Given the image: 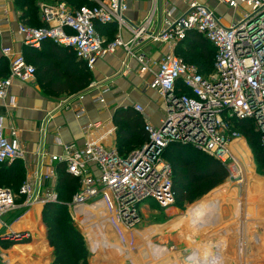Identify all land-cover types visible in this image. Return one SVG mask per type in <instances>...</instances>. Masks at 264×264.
<instances>
[{
    "label": "built area",
    "instance_id": "2783aa9c",
    "mask_svg": "<svg viewBox=\"0 0 264 264\" xmlns=\"http://www.w3.org/2000/svg\"><path fill=\"white\" fill-rule=\"evenodd\" d=\"M94 1L93 6L79 8H71L65 3L41 2L39 8L46 25L20 22L17 31L24 45L38 49L44 41L51 40L71 48L91 71L100 59L124 49L130 57L136 58L140 71L152 77L149 86L163 100L165 117L158 126L145 124L148 140L126 157L93 139L95 123L83 127L89 137L83 144L64 143L58 137L63 154L52 155L53 165L49 170L39 173V177L37 171L26 176L18 193L0 187V218L37 203L45 206L49 202H59L58 174L54 166L58 162L79 179V190L68 203L75 222L80 218L83 224L82 208L92 206L115 212V217L110 218L114 227L119 224L124 229H132L141 220L140 205L144 201L154 200L165 208L176 203L172 167L164 157L170 144H188L210 154L227 166L230 179L240 176L239 163L230 146L236 140L244 139L241 132L233 130L232 121H253L264 145V0H218L238 13L228 25L223 23L216 9L200 0H182L186 8L180 15H176L179 8L175 4H168L163 29L148 33L143 25L133 31L129 41L121 34L129 27L126 19L128 1ZM150 22L151 18H148L146 23ZM113 23L118 28L117 35L106 43L96 24ZM188 31L200 32L216 47L214 68L207 75L173 52ZM139 38L149 39L153 44L166 43L171 52L158 61L144 52H134L132 42L137 43ZM0 56L6 57L10 66L9 75L0 79L2 101L8 96L14 80L31 82L36 67L22 53H16L11 45L4 43L1 23ZM180 84L188 92H181ZM93 89L97 90L92 95L93 101L105 103L104 95L110 90L109 86L93 82L88 91L59 104L62 108L73 109L75 115L81 117L85 113L83 101ZM135 110L144 111L140 104H135ZM44 124L41 132L45 136L48 128L47 122ZM44 155L40 151V156ZM27 156L28 151L16 132L6 134L5 117L0 115V163L24 162ZM229 208L227 204L222 205L223 215L230 214ZM224 250L226 258L237 264L240 259L238 239H228Z\"/></svg>",
    "mask_w": 264,
    "mask_h": 264
},
{
    "label": "crops",
    "instance_id": "0c3cea01",
    "mask_svg": "<svg viewBox=\"0 0 264 264\" xmlns=\"http://www.w3.org/2000/svg\"><path fill=\"white\" fill-rule=\"evenodd\" d=\"M5 1L6 3L1 7L2 10L0 12V23L3 29L4 43L11 45L16 53H22L28 59L29 63L33 64L37 69V75H35V78L29 83H21L18 80H14L8 96L0 101V115L5 117L6 134L10 135L16 132L22 145L28 151L27 160L23 162L26 169V176L34 175L37 171L39 177V173L41 174V172L49 170L53 165L51 160L52 155L63 154V148L57 142L58 137L64 143L76 142L78 144H83L86 142L89 137L84 132L83 127L88 123H95L97 125L96 130L93 131V139H98L100 142L104 143L105 146L115 149L119 153L116 147L117 127L113 119L114 113L118 108L129 106L135 108V104H140L144 109L141 115H143L145 124L150 123L158 126L162 123L166 114L165 105L159 93L149 86L152 77L149 74H143L140 71L139 63L136 58L130 57L126 51L121 48L115 53L108 54L100 59L95 69L92 70L93 80L91 83L100 82L108 85L110 88L104 95L105 103L102 104L93 101L92 95L97 91L93 89L83 101L85 113L81 117H77L73 109L62 108L59 104L60 102L62 103L67 98L75 99L77 94L88 91L90 85L87 89L74 94L64 87L63 75L57 76V72L65 68L66 65H57V61L66 62L70 59L67 55H49L45 48H43V55L32 54V47L29 48L24 45L22 36L17 31L19 23L22 22L20 20L21 13L18 10L15 11L11 0ZM127 1L129 10L126 13V19L129 22V27L121 31L122 37L126 41L131 40L133 38V31L143 25L146 27V32L148 33L163 29L165 27V10L168 4H175L179 8L176 15H180L186 8V4H184L182 0H161V3L160 0ZM200 1L216 9L217 14L222 17V21L225 25L230 24L234 16L238 15L237 11L231 10L218 3V0ZM232 13L234 14L233 16ZM148 18H151V22L147 24L146 21ZM41 20L43 21L42 15ZM176 47L177 46L174 47V53H176ZM132 48L134 52H144L156 61L161 58H158L156 55L163 54L164 56L171 52V48L168 44H153L146 38H139L137 43L132 42ZM77 61H79V59ZM9 68L8 59L0 56V78L8 75ZM46 122L48 129L47 134L44 136L41 132V128ZM246 144L248 146L247 142ZM40 151L45 155L40 156ZM250 153L252 155L251 149ZM57 164L58 162H55L54 166L57 167ZM254 173L255 171L252 170L250 174L251 177L261 178L258 177V175H254ZM243 178L244 172L242 177L239 178L240 180L236 178L237 180L233 182V184L241 181ZM226 192H230L231 194L229 196L232 197L233 192L231 189L225 191V193ZM229 196H226V201L217 203L212 208L207 209L208 213L203 218H201L197 210L204 204H208L213 198H209L208 201L202 200L204 202L200 201L197 203L201 200L199 199L192 203L194 204L193 214L196 223L195 229L192 231L188 227V220H190L189 207L192 204L186 206L177 204L166 207L165 209H160L156 206V201L146 200L143 202L144 206L142 208L140 205L141 220L138 225L132 229H124L119 224L114 227L110 220L103 225L99 220V214L95 216L91 211L82 210L85 216L82 220L85 227L84 234L91 252L89 263L155 264L147 262L149 258L144 257V259L140 254L141 251H143V253L147 251L145 246L146 241H150L153 246H160L168 251V256L157 261V264H187L190 258L195 256V254L201 261L204 258L201 255L205 256L207 251L203 249V247L199 251H196L194 245L196 243L203 244L209 240L217 242L218 238H225L226 241L230 238L238 239L240 243V253L243 245V236L246 238L245 245L247 246V250L250 248V245H255V251L260 249L261 246L264 245H259L261 239L257 237L262 235L259 229L264 228V219H251L249 218V214V217L246 215V217H244L246 221L245 227L247 229L245 235L243 229L237 226L238 218L232 220L234 212L231 217H229L231 213L226 216L220 212L223 204H229L232 210H235V205L232 203V200L227 199L230 198ZM242 202H246L247 212L248 200L247 198L245 199V196ZM38 204L40 203L25 210L23 209L22 215L13 222H11L9 218L12 214L16 213V211L7 214L9 217L5 215L4 220L0 218V264H53V248L49 245L47 239V227L43 217V204L39 217L37 218L36 234L29 228L15 229L13 227L23 216L32 212L30 210L35 208ZM261 207H263L262 204ZM112 217H115V212H112ZM174 220H177L178 223H182V228L178 227L175 233L169 231L166 227ZM254 222H256L255 225L253 224ZM93 223L101 225L105 230L108 229L106 230L109 232H107V235L104 233L102 234H104L108 240L110 238L112 243L120 238L123 242L120 245H127L128 239L126 236L129 235V244L135 258L124 257L118 253H114L115 251L113 252V249L106 248L109 242L93 250V243L89 240V232L87 231V226H90V224L92 226ZM195 223H193V225ZM42 226L45 228L44 231H42ZM159 226L164 228L154 232L153 228ZM41 237L45 240L48 247L47 251L44 253L38 248V242L41 240ZM21 238H27L28 242L15 243L11 246L9 245V247L8 244L5 243L7 240L10 241ZM225 240L223 241L224 245L216 246L217 243L213 246L214 248H212L213 252L219 250L218 253L223 249V255L226 258L224 250L226 245ZM262 243H264V241H262ZM16 247H19L17 251L14 250ZM262 249L263 248H261V250ZM98 252H101L103 257L99 258L97 255ZM9 254L12 255V257H9ZM95 258H98V260H95ZM211 264L214 263L211 262Z\"/></svg>",
    "mask_w": 264,
    "mask_h": 264
},
{
    "label": "trees",
    "instance_id": "16d2710c",
    "mask_svg": "<svg viewBox=\"0 0 264 264\" xmlns=\"http://www.w3.org/2000/svg\"><path fill=\"white\" fill-rule=\"evenodd\" d=\"M41 1L55 2L63 0ZM69 1L76 8L84 6L85 3L88 6L96 4L95 1L91 2L92 0ZM38 2L39 0H16V7L21 13L20 20L22 22L33 26L46 25L41 20ZM96 28L106 39V43L113 41L118 31L114 23L96 24ZM43 48L47 49L49 55H67L70 59L66 62L57 61V65H66L65 68L57 72V76L63 75L64 87L73 94L88 88L93 80V73L88 69L84 61H77L76 53L72 49L47 40L43 42L39 49L31 48L33 49L32 54L43 55ZM177 53L187 63L196 65L202 74L207 75L214 68L217 51L216 47L203 34L197 31H188L186 37L177 44ZM5 77H1L0 79ZM179 86L181 92H188L186 88H183L182 84ZM113 119L117 127L116 147L122 156H128L134 150L141 148L148 140L143 115L136 111L134 107L118 108L114 113ZM232 124L233 130L241 132L247 138L248 144L255 152L259 165L264 168V145L261 143L260 135L256 131L253 121L233 120ZM164 157L172 167L173 190L176 201L180 204L194 203L225 182L229 177V170L226 165L192 145L172 143L165 149ZM56 169L58 172L56 190L59 202L46 203L43 209V217L47 227V239L49 245L53 248L52 263L90 264L91 252L88 248L85 235L73 220L68 206L73 195L79 190V179L69 174L64 164L58 163ZM25 179L26 169L23 161L16 160L11 163H0V187L10 188L15 193H18ZM222 196L220 195L219 197L222 198ZM220 198L213 199L197 210L201 218L208 213L207 209L212 208ZM22 199H19V201ZM38 211L40 214L41 209ZM22 212L23 209L16 211V213L10 216L9 220L11 222L15 221L22 215ZM44 229V226H42V231ZM223 241L221 239L217 242L218 244L216 243L217 245H214H224ZM19 242H28V239L7 240L5 243L9 247V245L11 246ZM38 248L40 250L48 249L42 237L38 242Z\"/></svg>",
    "mask_w": 264,
    "mask_h": 264
},
{
    "label": "rangeland",
    "instance_id": "374dc122",
    "mask_svg": "<svg viewBox=\"0 0 264 264\" xmlns=\"http://www.w3.org/2000/svg\"><path fill=\"white\" fill-rule=\"evenodd\" d=\"M11 1L13 2V6H14L15 11H17L18 9H17L16 3H15L16 0H11ZM93 1L94 0H92L91 2H93ZM41 2L39 0L38 3L40 4ZM5 3H6L5 0H0V12L2 10L1 7H3ZM43 3H51V4L65 3L67 6H69L71 8H76V7H74L73 5L70 4L69 0L55 1V2L43 1ZM84 5H86V3ZM233 15L234 14L232 13V16ZM176 55L182 58V56L179 53H177ZM156 56H158V58H160V57L163 56V54L162 55H156ZM244 138H245L246 142L248 143L247 138L245 136H244ZM245 140L242 139L241 141H239L240 149L242 148L243 150H241V153L236 157V160L239 163L238 166L240 167V176L239 177H242V175H243V170H242V167H241L240 163H242L245 166V172H244V181L245 182L244 183H239V184L237 182V183L233 184V182H235L237 179L231 180L228 177L225 180V182L221 183L219 186H217L216 188L211 190L208 194H206L205 196L200 198L201 200H199V201L197 200L198 201L197 203H199L202 200H207L208 201L209 198H213V199L220 198L219 197L220 195H223V196H222V198H220L218 200L217 203L226 201V196L227 195L229 196L231 193L230 192H226L225 193V191L231 189L232 192H233L232 193V197L229 196L230 198H227V199L232 200V203L235 205V210L233 211L232 207L229 204H227L230 207L229 208L230 209L229 212L231 213L229 217H231L232 213L234 212V216H233L232 220L234 218H238V220L236 219L237 220V226L241 227L243 229L245 235H246V230H247L246 227H245L246 221L244 220V217H246V215H247V217L250 216L249 218H251V219H257V220L258 219L259 220L264 219V168L261 167V165H259L258 160H257L256 155H255V152L253 151V148L249 144H248V146H249L248 147L246 142H245ZM250 149H251L252 155L250 153ZM252 170L255 171L254 175H258V177H261V178L260 179L259 178H253V176L251 177L250 174H251ZM229 176H230V173H229ZM250 183H252L251 185L256 186V188L262 190L263 196H262V198L260 200H257V204H254L256 202H253L252 201V196L248 195L247 186L250 185ZM249 194H250V192H249ZM244 196H245V199L247 198L249 202L250 201L252 202V203L250 202V203L247 204L248 205L247 212H246V203L242 202V199H243ZM202 202H204V201H202ZM177 204H180V203L178 201H176V203L174 205H177ZM261 204L263 205V207H261ZM183 205L186 206L188 204L184 203ZM193 205L194 204H192L189 207V215H190L189 219L190 220H188V227H189V229L191 231L193 229H195L194 227L196 225L195 216L193 214ZM143 206H144V204L142 203L141 204V208ZM156 206L158 208H160V209H165V207H162L158 203H156ZM221 208H222V206H221ZM83 210L91 211V213H93V215H95V216H96V214L97 215L99 214V220H100V222L103 225L106 222H109V220H110L109 218L112 217V213L109 210L105 209V208L98 210L95 207L89 206V207L83 208ZM30 211H32V212H29L28 214L23 216L17 223L14 224L13 227L15 229L29 228V229L33 230L35 232V234H36L35 230H36L37 218L39 217V211H35V210H30ZM248 214H249V216H248ZM7 217H9V216L7 215ZM2 218L4 220L5 216L2 217ZM44 222H45V220H44ZM76 223L80 227L82 232L85 233V227L82 224L80 218L77 219ZM101 223H98V224H101ZM193 223H195V224L193 225ZM253 224L255 225L256 222H254ZM181 226H182V223H178L177 220H174L172 223H170L166 227L168 228L169 231H172L173 233H175L177 231V228L181 227ZM105 228H106V225H105ZM161 228H164V227H162V226L154 227L153 231L154 232L160 231V230H162ZM106 230H108V229H106ZM106 230L101 225H97V224H92L91 227L87 226V231L89 232L88 233V237H89V240L93 243V250L94 249H98L100 246H102V244L106 245L109 242V244H107L106 248L113 249V252L115 251L114 253H118V254H120V255H122L124 257L135 258V256L132 253L131 246L129 244V240H130L129 235L126 236V238L128 239L127 240V245H120L121 243H123L120 238H118L114 243H112L110 241V238L108 240L104 236V234L107 235L108 231H106ZM259 232H260V234L264 235V228L263 229H259ZM102 233H104V234H102ZM97 234L99 236H97ZM262 235H259V237H257V238L261 239L259 241V245H261V244L264 245V243H262V241H264V236H262ZM221 239L225 240V238L224 239L223 238H218L217 242H219V240H221ZM242 241H243V245H242V250H241V253H240V255H241L240 259L244 258V259H246L247 262L252 264L253 261L256 260L255 257H259L261 259V261H256L255 263L256 264H264V246H261V248H263L262 250L260 248V249H257L255 251L254 250V246L255 245L254 246L250 245V248H248V250H247V246L245 245L246 244L245 236H243ZM217 242H215L214 240H209V241H206L203 244L196 243L194 245V248H195L196 251H199L200 249H202V247H203V249H205L207 251V254L205 256L201 255V256H203L205 258V259L203 258L201 260L204 263L201 262L198 259V257H196V254H195V256H192L190 258V260L187 262V264H190V263H193V264H211V262H213L214 264H230V262H232V264H233V262H234L233 259L229 258V260H228V259H226L224 257L223 249L219 253H218L219 250L213 252V248H214L213 246ZM145 246L147 248V251L145 253H143V251H141L140 254L142 255L143 258L144 257L145 258H149L148 259L149 261H147V262H152V263L157 264V261H160V260L163 259V257L168 256L167 249H165L163 247H160V246H153V244H151L150 241H146ZM14 250L17 251L18 248H15ZM251 250H254V251H251ZM46 251H47V249L41 250L42 253H44ZM201 254H204V253H201ZM97 255L99 256V258L103 257L101 252H98ZM199 256H200V254H199ZM9 257H12V255H10ZM95 260H98V258H95ZM237 263H238V261H237Z\"/></svg>",
    "mask_w": 264,
    "mask_h": 264
},
{
    "label": "bare ground",
    "instance_id": "6f19581e",
    "mask_svg": "<svg viewBox=\"0 0 264 264\" xmlns=\"http://www.w3.org/2000/svg\"><path fill=\"white\" fill-rule=\"evenodd\" d=\"M239 141H241V140H236L234 143H232V145L230 146V148H231V150H232V152L234 153V155H235V157H237L240 153H241V150H243L242 148L240 149V143H239ZM241 164V167H242V170H243V172H245V166L242 164V163H240ZM239 178H241V177H239ZM238 178V179H239ZM240 180V179H239ZM245 181H244V178L241 180V181H239L238 182V184L239 183H244ZM237 184V185H238ZM252 183H250V185H248L247 186V189H248V195H251L252 196V201L253 202H256L257 203V200H260L261 198H262V196H263V194H262V190H260V189H258V188H256V186H254V185H251ZM245 185V184H244ZM259 190V191H258ZM249 192H250V194H249ZM238 197V196H237ZM238 200V199H237ZM248 200V199H247ZM246 201V200H245ZM251 202V201H250ZM249 201H248V203H250ZM246 203V202H245ZM247 203V204H248ZM252 203V202H251ZM255 204V203H254ZM41 207H42V204L40 203V204H38V205H36V207L35 208H33V209H31V210H36V211H38V210H40L41 209ZM89 207V206H88ZM83 208H86V207H83ZM82 208V209H83ZM93 224H95V223H93ZM97 236H99L98 234H97ZM97 238V237H96ZM256 258V260L255 261H253V263L252 264H256L255 262L256 261H261V259L259 258V257H255ZM251 264V263H249V262H247L246 261V259H240V260H238V263L237 264ZM258 263V262H257Z\"/></svg>",
    "mask_w": 264,
    "mask_h": 264
},
{
    "label": "water",
    "instance_id": "95a60500",
    "mask_svg": "<svg viewBox=\"0 0 264 264\" xmlns=\"http://www.w3.org/2000/svg\"><path fill=\"white\" fill-rule=\"evenodd\" d=\"M160 3H161V0H160Z\"/></svg>",
    "mask_w": 264,
    "mask_h": 264
}]
</instances>
